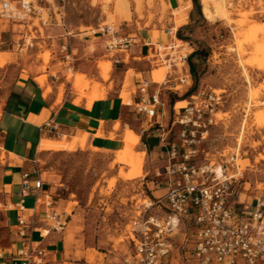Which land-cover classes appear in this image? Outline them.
<instances>
[{"label": "rangeland", "instance_id": "rangeland-1", "mask_svg": "<svg viewBox=\"0 0 264 264\" xmlns=\"http://www.w3.org/2000/svg\"><path fill=\"white\" fill-rule=\"evenodd\" d=\"M168 1L172 9L163 6L162 0H151L150 6L147 0H143L140 10L129 1L128 14L118 10L114 2L106 5L104 0H45L46 3L41 5L43 9H39L40 14L25 24L0 20V51L9 52L0 53V68L10 63L16 69L29 70L33 65L43 74L49 70L57 72L58 95L64 91L67 95L73 92L75 99L81 97L85 104L91 96L93 83H97L107 93L119 95L124 105L131 104L130 108H134L131 96H138L135 80L142 76L150 82L148 96L156 92L159 103L164 104V118L168 117L169 106H175L178 111L215 94L220 97L215 114L211 117L203 114L199 119L206 126V133L201 137L203 130H200L194 145L199 150L200 163L222 164L227 175L242 176L239 183L242 200L263 195L264 0H225L230 21L217 16L206 19L200 0H197L199 9L191 0V8H183L180 15L186 26L181 25L176 15L177 24L181 25L177 29L183 39L181 43L174 38H177V31H172L176 26L174 13H177L178 4L174 0H165L167 5ZM184 1L186 5L187 0ZM104 23L138 37H150L152 40L145 39V42L159 45L161 52H167L163 47L173 43L179 47L180 53L190 54L187 64L169 70L156 61L152 50L148 51L147 47H133L127 53L129 55L119 58L115 53L97 47L99 41L93 37H71ZM67 33L71 36L65 35ZM68 37L73 48L78 49V57H83L74 61V70L79 64L96 82L84 74L73 73L74 70L64 78V64L52 62L58 46ZM87 40L93 43L85 42ZM198 50L203 52L202 55H192ZM123 58V62L114 63L115 59ZM190 61L194 64V76L189 70ZM106 65H109L108 79L103 80L100 66ZM44 68L45 72L42 71ZM98 74L106 86L98 83ZM184 77L186 82L181 84L180 79ZM51 79L56 82L55 78ZM79 79L87 86L83 95L78 91ZM191 89V96L186 95ZM171 101L175 103L171 104ZM160 108L157 105V116ZM130 114L132 119H127V123L136 130L135 117L139 116L133 111ZM171 114V120L175 121L174 111L171 110ZM210 119L212 123L208 124ZM145 120L153 123L156 119ZM169 128L166 126L165 132ZM180 130V125L175 123L166 138L176 142ZM122 139L124 145L118 152H98L85 147L72 151L59 149L41 157L38 162L42 179L54 188L52 195L75 200L79 205L74 224L65 235V264H104L114 256L129 253L132 250L127 239L129 222L137 215L141 204L163 194L162 186L157 188L154 185L159 180L151 173L153 164L162 172L161 157H148L146 150L138 146L137 135L127 127ZM231 157L235 160L229 162ZM178 240L181 243L182 236ZM184 244L183 249L171 255V264L192 263L191 245Z\"/></svg>", "mask_w": 264, "mask_h": 264}, {"label": "built area", "instance_id": "built-area-1", "mask_svg": "<svg viewBox=\"0 0 264 264\" xmlns=\"http://www.w3.org/2000/svg\"><path fill=\"white\" fill-rule=\"evenodd\" d=\"M44 0H0V20L12 24H25L33 16L39 15ZM49 5V4H48ZM92 37L104 38L107 53H127L132 47L144 46L152 50L156 61L169 70L180 64H187L190 54L180 53L179 47L170 43L163 47L144 43L133 34H120L119 30L108 24L98 25L88 30ZM171 35V31L167 32ZM66 52V47H62ZM66 72L73 71L70 54L64 56ZM114 63H118L115 59ZM186 78L180 79L185 84ZM148 82L139 88L140 99L135 111L148 119L157 118L156 107L160 105L158 94L148 97ZM220 97L211 94L192 107H173L175 122L181 130L178 140L167 139L173 126L165 130L157 126L159 141L164 144L162 172L157 169L154 185L162 190L160 197L147 204H141L137 215L129 222L127 234L131 251L114 256L104 264H171L174 251L191 245V262L187 264H264V194L242 200L239 183L242 176L227 175L224 165L201 164L199 150L194 147L196 135L206 133V126L199 122L203 114L213 116ZM212 123V119L208 124ZM231 157L229 162L234 161ZM34 171L23 174L20 196L33 194L36 203L43 204L47 210L44 222L49 230L61 232L65 223L59 214L52 210L49 195L43 192V181ZM16 205L18 235L25 238L23 227L31 225L26 220L24 210ZM11 206L9 205L8 208ZM49 232V231H47ZM182 236L181 243L178 237ZM22 264H44V251L38 245H28L18 251Z\"/></svg>", "mask_w": 264, "mask_h": 264}, {"label": "crops", "instance_id": "crops-1", "mask_svg": "<svg viewBox=\"0 0 264 264\" xmlns=\"http://www.w3.org/2000/svg\"><path fill=\"white\" fill-rule=\"evenodd\" d=\"M174 1L177 3V0ZM168 3L172 9L171 2L168 1ZM184 23L183 26H186L187 23ZM116 28L120 34H133L124 32L119 27ZM65 35L71 36L69 33ZM75 36L92 37L88 31L71 37ZM139 38L144 43H147L145 39L152 40L150 37L140 36ZM93 39L99 41L97 47L104 49V38L93 37ZM148 43L152 44V42ZM63 46L66 47V52L62 51ZM73 46L69 37L68 39L64 38L58 46L57 52L54 53L55 58L52 59V62L57 65L64 64L62 70L64 78L68 75L64 56L70 54L72 64L83 58L78 57V49H74ZM132 48L127 53L131 52ZM0 53L9 54L6 51H0ZM127 53H116L115 56L118 55L121 58ZM139 58L133 57L132 59ZM143 59H148V57L143 56ZM123 61L124 58L118 60V63ZM77 66V70H74L73 67V73L84 74L91 81L96 80L94 77H89V73L81 69L79 64ZM29 67H31L29 70L16 69L9 63L0 68V264H22L23 259L19 256L18 251L30 242L33 246L38 245L44 251V264H65V235L68 228L74 224L73 218L77 214L79 205L75 200L52 195L53 186L50 182L42 179L43 173L38 162L41 157L53 152L40 153L43 151L41 141L46 139L60 142L63 137L70 141L74 137L83 135L84 140L77 149L85 147L87 150L113 153L123 148L122 138L125 127H127L137 135L138 146L146 150L147 156H155L154 159H157V157H162L165 147L159 141V132L156 127L161 126L164 129L166 126H173L176 122L171 120L173 118L171 114L173 107L171 108V106L168 108V117L164 118L163 103L160 104V115L153 123H148L145 116L136 113L135 105L140 99L141 83L148 82L150 85V82L146 78L143 79L142 76L139 80H135L138 88L137 98L135 96L130 98L134 108H130L131 104L128 103L124 105L119 95L110 92L107 93L104 100L94 101L91 107L87 108L84 101L79 105L74 104L75 95L73 96V92H70L72 96H69L70 94L67 95L64 91L59 101V91L56 85L59 79L57 72L50 70L45 72L44 68L42 71L45 74H43L37 72L35 66L30 65ZM51 77L55 78L56 82ZM97 80H100L99 74ZM78 82L81 83L84 80L79 79ZM98 83L106 86L101 80ZM70 90L72 91V85ZM131 111L139 116V118L135 117L136 130L131 129L127 123V119H132ZM99 133L102 135L99 136ZM66 146L63 143L60 149H66ZM156 167L154 164L152 165L151 173H155ZM34 171L43 181V192L48 194L51 200L50 208L56 211L61 221L65 223L61 232L56 233L49 230L48 224L44 222L47 208L43 204L36 203L33 194L24 198L20 196L22 175L32 174ZM37 175H32V178H36ZM21 201L24 218L29 221L33 220L31 225L23 227L26 233L25 238L18 235L19 228L17 227V216L20 212L16 205ZM9 205L10 208H8ZM68 264L72 263L68 262Z\"/></svg>", "mask_w": 264, "mask_h": 264}, {"label": "bare ground", "instance_id": "bare-ground-1", "mask_svg": "<svg viewBox=\"0 0 264 264\" xmlns=\"http://www.w3.org/2000/svg\"><path fill=\"white\" fill-rule=\"evenodd\" d=\"M129 1H132L136 5V10H140L141 9L143 0H104L106 5L111 4L112 2H114L115 5H116V8L118 10H123L125 13H128V11L130 10ZM150 1L151 0H147V3L149 4ZM184 2H185L184 0H178V2H177V4H178V8H176L177 9L176 10L177 13L176 14L174 13V20H175L176 26L174 28H172L173 29L172 31L174 33L176 32L177 28L179 27V25L177 24L176 15H178V17H179L178 21H180V23L183 24L184 23L183 20H180L181 12L183 11V8L189 10L191 8V6H192L191 0H187L186 1V5L184 4ZM200 4H201V6L204 9V16H205L206 19H211L212 16H217L220 19H222L223 21L224 20H229V15H228V11L226 9L225 0H200ZM162 5L166 6V7L167 6L170 7L169 3L167 5L165 0H162ZM149 6H150V4H149ZM244 17H246V15ZM229 21H227V22H229ZM244 22H242V23H244ZM104 24H106V23H104ZM108 25H111V24H108ZM174 38H175L176 42L181 43V41L177 40L176 37H174ZM176 47H178V46L176 45ZM263 54H264V51H263ZM46 61H47V58H46ZM263 62H264V58H263ZM100 69H101L102 79L103 80H107L108 79L109 65L100 66ZM70 72H69V74H70ZM86 90H87L86 84L84 82H81L79 84V86H78V91H79L80 95H83ZM61 94L58 97L59 101L61 99ZM90 94H91V96H90L89 100L87 101V103L85 104V106L87 108H90L94 101L104 100L106 95H107V90L101 88V85H99L97 83H93V85L91 87V90H90ZM81 102H82V98L81 97L74 100V104H76V105H79ZM83 112H85V111H83ZM98 135L100 136L102 134L99 133ZM83 140H84V136L83 135H79L77 137H74L70 141L66 140L65 137H63V140H61L60 142L43 139L41 141V148H42L43 151H56V150H59L61 148L63 143H65L67 145L66 146V150L67 151H72L73 149L77 148L78 145L81 142H83Z\"/></svg>", "mask_w": 264, "mask_h": 264}, {"label": "trees", "instance_id": "trees-1", "mask_svg": "<svg viewBox=\"0 0 264 264\" xmlns=\"http://www.w3.org/2000/svg\"><path fill=\"white\" fill-rule=\"evenodd\" d=\"M193 1V4L195 5V8L196 9H199V6H198V3H197V0H192ZM178 29V28H177ZM177 31V30H176ZM176 36H177V40H183L180 36H179V31L176 32ZM184 41H187V40H184ZM202 51L198 50L196 51L194 54L192 55H202ZM189 70H190V73L191 75L194 76V64L192 63V61L189 62ZM193 92V89H191L190 91L187 92L186 95H190L191 96V93ZM175 103V101H171V104ZM150 149V148H149Z\"/></svg>", "mask_w": 264, "mask_h": 264}]
</instances>
